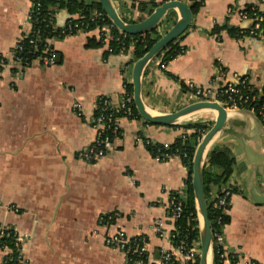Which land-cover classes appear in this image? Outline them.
Here are the masks:
<instances>
[{
    "label": "crops",
    "instance_id": "1",
    "mask_svg": "<svg viewBox=\"0 0 264 264\" xmlns=\"http://www.w3.org/2000/svg\"><path fill=\"white\" fill-rule=\"evenodd\" d=\"M166 1L154 0L156 7ZM139 2L149 0H110L128 24L140 22L156 8L138 11ZM248 4L260 6V0H203L179 37L183 53L167 64L155 56L142 71L140 99L147 113L170 114L197 102L180 84L207 88L233 74L247 76L256 85L264 81V38L213 33L224 24L249 27L238 15L227 13ZM30 7V0H0L1 57L10 59L17 41L30 33ZM173 15L178 19L179 11L171 9L161 18L160 36L172 27ZM54 16L57 28L76 17L64 10ZM47 42L55 54L53 63L35 60L26 67L8 63L0 68V224L21 238L22 264H124V254L104 243L117 231L131 240L144 237L147 264H163V251L173 253L170 264H190L171 239L176 227L167 210L173 195L187 197L188 168L178 156L157 161L145 141L171 144L193 133L185 128L187 123L207 124V131L217 112L198 110L169 125L121 118L113 149L94 162L82 161L76 152L95 138L91 121L96 101L103 96L114 103L122 100L136 60L121 53L106 55L110 40L98 29ZM75 103L80 112L73 109ZM206 131L193 143L198 145ZM215 148L228 149L234 161L222 188L231 191L228 220L221 230L222 264H231L230 258L235 264H264L260 120L247 110L226 109L223 127L204 157ZM217 194L218 187L211 185L210 198ZM107 216L112 221H100ZM157 220L163 224V236L156 231ZM6 254L0 251V264ZM211 260L212 252L209 264Z\"/></svg>",
    "mask_w": 264,
    "mask_h": 264
},
{
    "label": "trees",
    "instance_id": "2",
    "mask_svg": "<svg viewBox=\"0 0 264 264\" xmlns=\"http://www.w3.org/2000/svg\"><path fill=\"white\" fill-rule=\"evenodd\" d=\"M30 22L31 31L20 43L22 49L18 56L21 59V65L26 67L29 66L35 60H41L43 57L48 55V51H51L50 45L47 41L61 38V28L55 26V13L58 10H64L69 16L75 15L81 18L80 23L83 26L87 25V31L95 28H101L105 25H111V21L102 11L101 7L97 2L86 4L83 1L78 0H30ZM260 6L258 5H246L242 10L246 13L247 20L249 23L253 21L255 15L264 14V0H260ZM151 7H156L154 0H149L147 3L139 2L137 4L138 11L151 10ZM192 15L198 13L202 4L192 3L189 5ZM168 11H171L168 10ZM94 12H102L104 15L103 20L91 21L90 17ZM171 24L176 22V15L171 18ZM170 21V20H169ZM73 19H68L67 24L72 23ZM161 25V24H160ZM158 25L151 32L126 36L122 38L119 30L112 27L110 35L113 37L108 43V50L105 52L106 55H129L133 60H138L152 47V45L161 37L158 33L160 28ZM247 28H235L230 27L227 24L217 26L213 29V33L218 35L220 31H225L230 37L236 39H245L253 37L248 32ZM256 37V36H255ZM30 39H33V44H30ZM89 46H100L102 43H88ZM184 48L180 44L179 38L170 42L159 54L156 56L160 58L161 63L167 64L173 60L176 56L183 53ZM1 57V56H0ZM243 80V84H239L237 89L239 95L245 99L238 100L235 98V105L237 108L247 110L253 113V115L260 120L264 133V120L261 115H264V81L259 84H253L249 77L240 75ZM184 89L188 88L183 84H180ZM126 94L132 95L131 84H125ZM224 104L230 105L231 100L227 96L220 99ZM133 115L131 119H140L141 117L137 113L134 104H132ZM99 100L96 101L94 115L95 118L98 115ZM209 125L204 123H187L185 128L191 129L193 133L189 136L184 135L182 138L175 139L174 142L168 145V148H164L162 144H146L145 146L149 149L151 155L154 158L160 160H167L169 157L178 156L188 168L189 178L187 184V197L183 202V210L181 216L174 222L176 230L173 232L174 239H172L175 245H185L186 249L191 248L193 245L199 247V221L198 214L195 204V198L191 185L192 175V159L197 142L193 143L195 139L200 138L201 135L206 131ZM234 161L230 156V152L226 148H215L208 151L202 166V182L204 188V196L207 206L208 219L210 223V230L212 234V260L211 264H222L223 263V250L221 246L214 240V235H221V230L228 220L227 212L223 209H218L214 206L216 198L221 196L222 188L233 171ZM215 185L218 187V194L216 198L211 199L209 195V187ZM0 224V251L7 249V254L2 258L1 264H20L18 258V251L16 250L15 231L13 228H9ZM5 230L1 232V228ZM145 240L144 237L134 238L133 240L139 242V240ZM136 259L137 255H133ZM142 260L146 259V253L140 257ZM139 258V259H140ZM231 264H235L236 261L230 258ZM198 264V262L196 263Z\"/></svg>",
    "mask_w": 264,
    "mask_h": 264
},
{
    "label": "built area",
    "instance_id": "3",
    "mask_svg": "<svg viewBox=\"0 0 264 264\" xmlns=\"http://www.w3.org/2000/svg\"><path fill=\"white\" fill-rule=\"evenodd\" d=\"M186 5H190L192 3H203V0H179ZM228 15L231 16L233 14L238 15L241 20H247L246 13L237 8H229ZM105 17L102 12H94L90 19L91 21L94 20H103ZM81 18L76 16L73 18V22L65 25L61 28L60 36L65 37L69 35H73L80 32H86L87 25L83 26L80 23ZM112 27H115L112 23L111 25H105L101 28H95L100 31V36L102 38H106L111 40L113 37L110 35V30ZM116 28V27H115ZM89 31V30H88ZM249 34L251 36H259L264 38V14L255 15L253 21L250 22ZM122 38H126L129 36L121 31H119ZM30 33L26 34L29 35ZM21 37L17 43L15 44L14 48L10 53V59H6L4 57H0V68L5 67L8 63L10 65H21V59L18 56V53L21 52L20 43L26 37ZM34 40L30 39V44H33ZM48 55L43 57L42 61L45 64L53 63L55 59V54L51 51H48ZM239 84H243V80L241 76L238 74H233L230 80L221 81L220 79H216L211 86L207 88H199L195 87L192 84H188L187 88L190 91L192 97L196 101H216L220 105L224 106L225 109H239L235 105V98L238 97V100H243L242 96L239 95V90L237 86ZM227 96L229 100L232 101L230 105L224 104L220 101L221 98ZM99 100V109L98 115L92 119L91 126L95 132V138L93 142L87 146L86 148L79 150L76 152V157L85 162H94L96 160L101 159L104 157L109 151L113 149V142L117 138L119 132V120L121 118H129L133 115L132 111V95L125 94L120 100V102H112L108 97H100ZM73 109L77 112L81 111L80 105L78 103L73 104ZM262 120H264V115H261ZM146 144H151L148 140L145 141ZM164 148H168V143L162 144ZM157 161H164L163 159L160 160L155 158ZM231 196V191L229 188H226L222 191L221 196L216 198V202L214 206L218 209H223L227 212L229 207V199ZM185 201V196L180 195H173L168 203L167 210H168V218L175 222L181 216L183 210V202ZM107 220L108 222L112 221L111 216H107L105 218H100L101 220ZM162 222L157 220L155 222V228L159 236H163L162 234ZM3 227V226H2ZM5 230V227L2 229L1 232ZM15 231V230H14ZM171 239H174V235L172 234ZM214 240L221 246L222 238L221 235H214ZM15 241H16V250L18 251V258L19 263L22 264V256H21V238L15 233ZM105 246L118 250L125 256V263L124 264H147L148 262L142 260L140 257L142 254L146 253L145 248V240L141 239L139 242L129 239L123 231H117L114 234L108 235L105 237L104 240ZM8 252L7 249H3ZM177 250L180 254H182L190 264H196L198 262L199 257V247L195 248L192 246L191 248L186 249L185 245H180L177 247ZM2 251V250H1ZM137 255L138 258H134L133 255ZM140 258V259H139ZM161 261L163 264H170L174 262L173 253L170 251H163L161 254Z\"/></svg>",
    "mask_w": 264,
    "mask_h": 264
},
{
    "label": "water",
    "instance_id": "4",
    "mask_svg": "<svg viewBox=\"0 0 264 264\" xmlns=\"http://www.w3.org/2000/svg\"><path fill=\"white\" fill-rule=\"evenodd\" d=\"M104 14L111 23L121 32L134 36L151 32L160 23L161 18L170 9H177L179 17L172 27L161 36L152 47L132 66L131 84L132 101L139 116L146 122L155 125H169L180 118L202 109H213L217 112V117L211 127L203 135L195 148L192 159L191 185L195 198V204L199 221V257L198 264H209L211 252L212 234L208 219L207 206L204 196L202 182V166L206 148L212 138L222 129L226 118V109L216 101H197L170 114L153 116L146 112L140 99V78L146 64L159 54L170 42L178 39L189 27L192 13L190 7L179 0H169L156 7L145 19L137 23H124L113 9L110 0H96Z\"/></svg>",
    "mask_w": 264,
    "mask_h": 264
},
{
    "label": "bare ground",
    "instance_id": "5",
    "mask_svg": "<svg viewBox=\"0 0 264 264\" xmlns=\"http://www.w3.org/2000/svg\"><path fill=\"white\" fill-rule=\"evenodd\" d=\"M209 260H210V256H209Z\"/></svg>",
    "mask_w": 264,
    "mask_h": 264
}]
</instances>
